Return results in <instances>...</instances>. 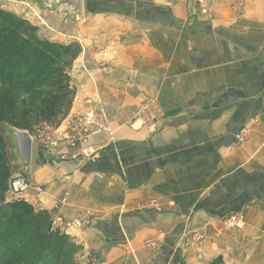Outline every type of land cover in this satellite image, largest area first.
<instances>
[{"label": "crops", "instance_id": "crops-1", "mask_svg": "<svg viewBox=\"0 0 264 264\" xmlns=\"http://www.w3.org/2000/svg\"><path fill=\"white\" fill-rule=\"evenodd\" d=\"M154 7L166 16L119 21L124 31L107 46L83 48L71 111L57 130L45 127L58 137L94 106L109 131L66 150L75 159L37 152L22 198L57 229L58 218L90 221L66 229L77 264H264V2L215 5L203 19ZM147 103L161 117L150 135L134 122ZM88 147L95 157L80 156ZM233 214L244 226L223 229ZM193 235L203 241L187 243Z\"/></svg>", "mask_w": 264, "mask_h": 264}, {"label": "trees", "instance_id": "trees-1", "mask_svg": "<svg viewBox=\"0 0 264 264\" xmlns=\"http://www.w3.org/2000/svg\"><path fill=\"white\" fill-rule=\"evenodd\" d=\"M78 43L59 45L0 9V124L28 132L57 130L69 115L75 88L69 71ZM40 153V152H39ZM9 167L0 151V260L6 264H77L69 235L49 213L23 201L4 202Z\"/></svg>", "mask_w": 264, "mask_h": 264}, {"label": "rangeland", "instance_id": "rangeland-1", "mask_svg": "<svg viewBox=\"0 0 264 264\" xmlns=\"http://www.w3.org/2000/svg\"><path fill=\"white\" fill-rule=\"evenodd\" d=\"M263 2V0H83V18L82 20L77 22H72L64 13L52 14L40 10L35 0H0V9L10 14L16 20L26 21L31 26L36 27L38 29V35L41 38H45L48 41L59 45H65L70 42H75L80 45L81 52L83 51V48L85 46L86 50L88 49V51L90 52L92 48H97L98 42L103 43V46H107V43L109 41L108 37H115L124 31V28L122 27L123 24H119V21H130L131 17L140 19L142 16H145V18L148 17L149 19H157L162 18V13L165 17L167 11H162L161 7L155 8V5L176 4L181 7L184 6L187 10L186 14L191 16L194 15L193 13H197L203 19L206 17L210 18V13H213V11L215 12V5H229L230 8L234 11L241 8L242 5L245 6L246 3L247 5L250 4L255 6L259 3L263 4ZM212 16H214V14ZM75 61L73 62V64L75 63ZM71 69L69 71V76L71 73ZM90 107L92 109L95 108L94 106ZM88 108L89 107H87V109ZM140 110L141 108L138 110L134 122H136L139 128H143L146 133L150 135L151 133H149L148 127L139 121ZM96 111L99 114V111L97 109ZM85 112L86 110L83 112V114ZM6 127V125L0 124V151L3 153V156L6 159L9 167V176L6 192L4 194V202H25V199L24 197L22 198V196L26 194L30 187L25 193L21 195H13L9 191V184L15 177H24L28 181L29 179L26 174L27 172L19 170L17 165L15 164V159L12 155L10 140L4 133V129ZM50 131L51 130H47L46 127L42 125L40 127H37L33 132L32 138L34 157H36L37 152L43 153L40 147L45 143L47 138L56 139V137L52 136ZM57 151L59 153L63 152L62 149H58ZM48 158L60 162L59 159L52 158L49 155ZM143 206L149 210H155L159 208L158 204L155 201H149ZM238 216H241L240 218L242 225L240 227L231 225V220L233 218H238ZM58 219H60L59 223L62 225L58 228V230L65 234L67 233L66 231H68L66 229H69L70 227L73 228L74 220H78L80 224L78 229L88 226L90 223V221L84 220V216L79 217V215L67 220H62L61 218ZM68 225L70 226L68 227ZM243 226L244 217L241 214H233L222 221L223 229L228 231L239 230ZM71 239L73 247L72 249H70V251H72L75 262L77 263L76 255L77 253H79L81 248L80 245L74 241L73 237H71ZM202 241V236L193 235L187 240V243H201ZM149 243L151 244V246H154L157 244V241H151ZM0 264H6V262L0 260ZM89 264L106 263L100 261L97 257H93L91 258Z\"/></svg>", "mask_w": 264, "mask_h": 264}, {"label": "built area", "instance_id": "built-area-1", "mask_svg": "<svg viewBox=\"0 0 264 264\" xmlns=\"http://www.w3.org/2000/svg\"><path fill=\"white\" fill-rule=\"evenodd\" d=\"M91 103L89 102V105ZM161 117L157 115L151 103L144 104L141 107L139 113V121L148 127L149 133L157 132L161 127ZM63 125V122L62 124ZM248 127H244L243 130L237 136L239 144L245 142L246 133ZM109 128L105 119L99 116L96 109H92L90 106L86 109V112L72 120L64 122V129L60 132L59 136L54 138H47L45 143L41 145L40 149L45 156H51L52 158L59 159L60 161H66L70 158L75 159V155H69L66 150L74 149L78 146H82L88 143L89 139L94 136H98L105 132H108ZM32 137V136H31ZM33 139V138H32ZM58 149H62L63 152H58ZM98 150L92 147L82 149L80 156L86 158L95 157ZM30 187L29 181L24 177H15L9 184V191L13 195H21L25 193ZM241 216L233 218L231 225L240 227L242 225ZM60 221V219H57ZM70 225H68L69 227ZM80 226L78 220L73 221V227L78 228Z\"/></svg>", "mask_w": 264, "mask_h": 264}, {"label": "water", "instance_id": "water-1", "mask_svg": "<svg viewBox=\"0 0 264 264\" xmlns=\"http://www.w3.org/2000/svg\"><path fill=\"white\" fill-rule=\"evenodd\" d=\"M38 8L52 14L64 13L72 22L82 20L84 13L83 0H35ZM4 133L10 140L12 155L18 169L30 170L33 156V139L28 132L19 131L7 126ZM44 154V153H43ZM45 155V154H44Z\"/></svg>", "mask_w": 264, "mask_h": 264}]
</instances>
